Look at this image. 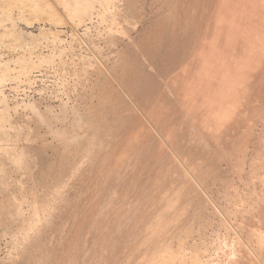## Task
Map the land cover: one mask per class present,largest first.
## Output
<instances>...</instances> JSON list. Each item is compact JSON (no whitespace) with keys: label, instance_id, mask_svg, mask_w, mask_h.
<instances>
[{"label":"bare ground","instance_id":"6f19581e","mask_svg":"<svg viewBox=\"0 0 264 264\" xmlns=\"http://www.w3.org/2000/svg\"><path fill=\"white\" fill-rule=\"evenodd\" d=\"M147 2L0 0V39L71 28L65 100L0 115V264H264V0Z\"/></svg>","mask_w":264,"mask_h":264},{"label":"rangeland","instance_id":"374dc122","mask_svg":"<svg viewBox=\"0 0 264 264\" xmlns=\"http://www.w3.org/2000/svg\"><path fill=\"white\" fill-rule=\"evenodd\" d=\"M149 3V0L146 4ZM149 7V4L146 5V8L148 10V7ZM96 11V10H95ZM96 14H93L91 17H92V23L91 24H88V30L86 32V34L84 35L85 36V40H87V44H84L82 45V55L85 54L87 55V53L91 52V50H88L90 48H88L89 46L92 47L91 43H97L98 45V53L100 54H103V56L105 55V53L107 52V48H106V39L104 38V35L101 34V35H98L97 36V31L99 30H102L105 26L104 23H98L97 20H96ZM61 16V20H66V22L64 21V23L62 24V26H58V28H54L55 26L48 23V21L45 22V31H48L50 30L49 33H40L39 36L37 37H31V38H22L23 40H16L14 37H17L15 36V34H11L9 35L10 36V40L7 39L9 38V36H5L3 37L4 40L1 38L0 39V65L3 66L5 68V70L7 69V73H5V70L3 68V71H2V67H0V72L1 73H4L3 75L0 73V95H4L6 98L5 100H2V96L0 97V115L2 117H5L6 115H12L14 112H21L22 110H24L23 108V103L25 101H31L32 98L39 101L41 108L44 107L45 104H47L48 102L54 106V108H56L58 106V99H63L65 100V94L62 92L63 90H61L62 88L59 87V84H60V80H59V76L56 75L53 71H52V68L54 69V65H49L50 63L48 62L49 58H51L55 52H57L58 50L60 49H64L65 51V55L69 54L68 52H71V50H69L68 46L70 44V34H71V28H70V25L67 21V19L65 17H63L62 15ZM64 18V19H63ZM50 27V28H49ZM52 27V28H51ZM60 28V29H59ZM83 27H79L78 30L83 33L84 31L82 30ZM55 30V31H54ZM29 31V30H27ZM30 31H32L34 34L37 33V26L35 25L32 29H30ZM57 31H60L57 33ZM56 34L58 35L55 36L53 34ZM41 34H43V36L45 37H41ZM46 34V35H44ZM12 36H14L12 38ZM34 36V35H33ZM55 36V38L53 37ZM17 38H21V37H17ZM57 38V39H56ZM61 40H59V39ZM6 39V40H5ZM26 39V40H25ZM29 39V40H28ZM33 39V40H31ZM40 39V40H39ZM2 40V41H1ZM17 42V44L14 42L15 41ZM22 41V42H21ZM26 41V42H25ZM46 41V42H45ZM6 42V43H5ZM13 42V43H12ZM25 44H24V43ZM28 42V43H27ZM32 42V43H31ZM37 43V44H35ZM90 45H89V44ZM4 44V45H3ZM9 44V45H8ZM27 44V45H26ZM29 44V45H28ZM3 45V46H2ZM15 45V46H14ZM24 45V47H22ZM87 45V46H86ZM14 46V48H13ZM73 46H75L77 52H79V49H78V46L76 44H73ZM20 48V51H19V48ZM46 47V48H45ZM23 48V49H22ZM26 48V49H25ZM66 48V49H65ZM86 48V49H85ZM36 49V50H35ZM16 50V51H15ZM67 50V51H66ZM69 50V51H68ZM41 51V52H40ZM15 52V53H14ZM30 52V53H29ZM33 52V53H32ZM11 53V54H10ZM18 53V54H17ZM44 53V54H43ZM49 53V54H48ZM67 53V54H66ZM25 56L24 59H23V55ZM22 55V56H21ZM30 55V57H29ZM44 55V56H43ZM46 55V56H45ZM84 55V56H85ZM17 56V58H15ZM28 56V58H27ZM34 56V57H33ZM48 57V58H46ZM64 57V56H63ZM86 57V56H85ZM41 58H43L42 62H41ZM12 61H11V60ZM19 59H22L21 62L25 59H29L28 61L30 62H34L36 65L37 63H40V65H38L36 67L37 68H46L47 69V72L43 69H38L36 70L34 68V73L33 74H38L36 76V81L34 83V86L32 88H28L26 84H24V74L23 73H18V72H22L21 69H23V66L22 64L19 65L20 63V60H19V63L17 60ZM8 60V61H7ZM16 60V61H15ZM40 60V62H39ZM44 60L46 61V64L48 65H45L44 63ZM54 60H55V63L57 61V58L54 57ZM6 64H5V63ZM8 62V63H7ZM30 62V63H31ZM23 64L26 63V66H28L29 64H27L28 62L26 61H23L22 62ZM31 63V64H32ZM33 63V64H34ZM5 64V65H3ZM42 64V65H41ZM20 66V67H19ZM43 66V67H42ZM46 66V67H45ZM52 66V68H50ZM54 66V67H53ZM9 67V68H8ZM15 67V68H14ZM19 67V69L21 70H17V68ZM58 69V71L60 72V67H56ZM17 71V75L16 72ZM50 71V72H49ZM9 73V75H8ZM6 78H5V76ZM55 75V76H54ZM17 76V77H16ZM40 76V77H39ZM4 77V78H3ZM19 77V78H18ZM57 77V78H56ZM3 78V79H2ZM42 80V81H41ZM2 81V82H1ZM57 81V82H56ZM57 84V85H54V84ZM56 88H55V87ZM51 87H54V88H51ZM9 88V89H8ZM13 88V89H11ZM25 88V89H24ZM47 89V90H46ZM49 90V91H48ZM55 90V91H53ZM58 92V93H57ZM56 93V94H55ZM63 93V94H62ZM28 94V95H27ZM55 94V95H54ZM27 95V96H26ZM60 96V97H59ZM39 97V98H38ZM30 98V99H29ZM55 98V99H54ZM71 99V100H70ZM70 99H69V104H71L73 98H72V95H70ZM5 104H4V102ZM24 101V102H23ZM3 104H2V103ZM26 103V102H25ZM45 103V104H44ZM6 108H5V107ZM4 107V108H3ZM16 107V108H15ZM3 109V110H2ZM6 111H5V110ZM4 113V114H3ZM6 113V115H5ZM7 117V116H6ZM31 147V146H30ZM31 148L34 150V151H31ZM30 148V150H27V154H28V159H30V154L32 156V153L34 152L36 154L37 159H39V161L37 160L36 163L40 164V166L42 167L43 165V168L46 167L48 165V163H50L51 159H53V155L52 153L50 152V150L48 149H44L43 148H37L34 147L32 145V147ZM34 148H37V149H34ZM29 149V148H28ZM39 149H41V153L39 151ZM38 151V152H35V151ZM47 150V151H46ZM38 153V154H37ZM52 155H50V154ZM49 154V155H48ZM41 157H40V156ZM43 155V156H42ZM50 156V157H49ZM40 157V158H39ZM47 157V158H46ZM46 158V159H45ZM43 162V163H42ZM47 162V163H45ZM46 164V165H45ZM45 169V168H44ZM2 225V226H1ZM14 225L9 223V222H4L2 224H0V251L1 252H4L6 246H5V240L7 238V232L9 231H12L14 228ZM6 232V233H5ZM6 234V235H5ZM2 246V247H1ZM2 253H0L1 255Z\"/></svg>","mask_w":264,"mask_h":264}]
</instances>
